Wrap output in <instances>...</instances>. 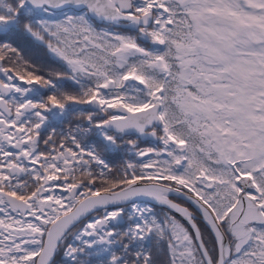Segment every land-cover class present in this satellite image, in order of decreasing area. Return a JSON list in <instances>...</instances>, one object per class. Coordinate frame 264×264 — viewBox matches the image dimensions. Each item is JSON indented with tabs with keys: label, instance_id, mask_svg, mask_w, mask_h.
<instances>
[{
	"label": "snow or ice",
	"instance_id": "obj_1",
	"mask_svg": "<svg viewBox=\"0 0 264 264\" xmlns=\"http://www.w3.org/2000/svg\"><path fill=\"white\" fill-rule=\"evenodd\" d=\"M0 264H264V0H0Z\"/></svg>",
	"mask_w": 264,
	"mask_h": 264
},
{
	"label": "trees",
	"instance_id": "obj_2",
	"mask_svg": "<svg viewBox=\"0 0 264 264\" xmlns=\"http://www.w3.org/2000/svg\"><path fill=\"white\" fill-rule=\"evenodd\" d=\"M69 128V124L68 123H64L60 126H58V131L61 132V131H67ZM149 146L147 143H141V147H147Z\"/></svg>",
	"mask_w": 264,
	"mask_h": 264
},
{
	"label": "flooded vegetation",
	"instance_id": "obj_3",
	"mask_svg": "<svg viewBox=\"0 0 264 264\" xmlns=\"http://www.w3.org/2000/svg\"><path fill=\"white\" fill-rule=\"evenodd\" d=\"M57 133H59V131H58V127H57Z\"/></svg>",
	"mask_w": 264,
	"mask_h": 264
}]
</instances>
